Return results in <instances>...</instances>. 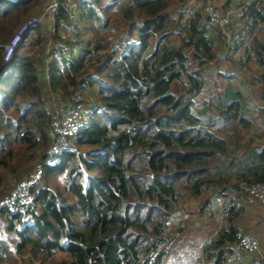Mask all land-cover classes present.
Segmentation results:
<instances>
[{"label": "trees", "instance_id": "trees-1", "mask_svg": "<svg viewBox=\"0 0 264 264\" xmlns=\"http://www.w3.org/2000/svg\"><path fill=\"white\" fill-rule=\"evenodd\" d=\"M187 2L79 0V44L56 60L48 86L65 102L61 108L92 105L84 98L88 90L96 104L72 140L75 147L49 155L48 86L39 87L34 56L21 51L24 42L7 64L1 49L13 32L1 33L3 25L19 22L38 0H0V170L13 166L19 149L35 150L28 158L40 153L42 160L34 165L42 181L29 187V202L14 212L0 207V223L16 235V254L42 264H166L169 222L185 199L210 188L218 194L238 181L264 183V146L256 144L264 133L234 83L241 79L221 74L227 85L194 104L204 86L201 71L215 60L217 44L226 46L221 32L206 26L202 9L190 14ZM228 7L230 0L222 8ZM255 17L234 66L257 62L264 120V13ZM69 19L60 8L55 41L60 21ZM33 30L32 46L44 48L43 27ZM238 217L231 212L204 245L203 261L224 264L237 240ZM9 253L0 238V264Z\"/></svg>", "mask_w": 264, "mask_h": 264}, {"label": "rangeland", "instance_id": "rangeland-1", "mask_svg": "<svg viewBox=\"0 0 264 264\" xmlns=\"http://www.w3.org/2000/svg\"><path fill=\"white\" fill-rule=\"evenodd\" d=\"M74 2H77L78 0H73ZM52 0H38V6L31 10L27 14L18 15L20 18L19 22L16 23V20L13 18L9 19V23L6 25H3V28L1 29V33H4L6 29L12 27L13 30L12 34L18 29L21 25L28 22L27 20L35 17V16H41V21L37 23L34 27L40 25L43 27L44 34L47 38V42L44 45V48L41 47H33V39L36 37V31L33 30L34 27L29 31V35L22 40L21 43L24 42V48L21 50L22 52L27 51L30 55L34 56L35 59V66L38 67V72L36 74L39 82V87L42 88V85L48 86L50 83L54 81V69L57 61L53 60L51 61L50 65L48 66V55L47 50L51 46L52 42L55 41V38H53L52 35L55 33L54 29V20L55 15L50 13V10H45L48 5H50ZM228 4V0H188L187 2V8L189 11L192 12L202 9L204 13V9L207 5H211L213 7L219 8L220 10H224L225 8H222L224 5ZM115 14V12L113 13ZM77 20H76V30L78 32L77 38L78 42L72 43L70 41L69 35L64 32V39L59 34L60 42L63 47L66 49V55L69 54L71 49H74L76 45L79 44V35H80V28H82V25H78V12H77ZM11 30V31H12ZM219 30V29H217ZM220 31V30H219ZM62 33V31H61ZM254 33L256 35H259V31L257 28H255ZM53 41H52V39ZM20 43V44H21ZM5 45V44H3ZM1 45V47L3 46ZM225 48L222 47L220 44H217V47L214 49L216 53V58L213 62H211L209 65H207L204 70L201 71L202 79L204 82V86L202 91L193 96L194 104L196 106L202 105L203 101H207L208 98L215 95L218 90L221 91L230 81V79L224 78L221 74H233L236 77L240 78L241 80L235 79L234 83L242 89V91L245 93L249 100V106L251 107V110L253 112V124L258 126V133L263 134L264 133V120L263 117H261L262 111L259 101V95H260V89H261V83H259L261 78V72L259 67L257 66V62L255 60L248 61V64L241 67H235L234 65L238 66V60L239 57L242 55V50L238 51L237 53L231 52L230 49H228L227 44L224 40ZM2 49V55H3V48ZM225 57V58H224ZM229 57V58H227ZM245 57V56H244ZM228 59V60H227ZM86 63V61H85ZM235 63V64H234ZM9 65L4 67V71L8 70ZM223 72V73H222ZM226 74V75H227ZM257 79V80H256ZM179 89L184 88V85H178ZM92 90L94 91L95 88L92 87ZM45 97V103L47 107L51 110L52 117L55 108H61L59 105L63 106L65 105V102H58L59 97L58 95L50 88V86L47 87V90L44 92ZM93 93L91 91H87L86 96L84 97L87 99V101H91L92 105H95L96 101L95 98L92 96ZM92 105L85 104V107L87 109L93 108ZM48 109V108H47ZM251 131V130H250ZM49 132V131H48ZM47 132V133H48ZM247 141L248 139L245 138ZM257 139L256 144H260V146H264V139L261 138L260 142ZM50 143V142H49ZM75 146H73L74 148ZM76 149V148H75ZM51 146H47V153L50 155ZM36 155L35 150H26L19 149L16 152L14 164L10 169L6 170H0V201H2L8 194H11L14 192L13 189L15 186L26 180L28 177H30L33 173H35L38 170V167L36 168L34 165L39 164L40 161V153L37 154V157L32 161L28 156ZM47 162H51L48 160ZM38 183L42 181V179H38ZM58 183H62L60 180ZM238 185L245 183L244 181L236 182ZM236 188V187H235ZM215 188L208 189V191L202 195L199 198H187L183 201L181 205L180 212L177 214H174L169 222V232L168 235L172 237L173 246L170 250L171 253L173 250H187L189 246H192L194 243L200 241H204L203 245L198 246V251L201 252L202 248H204V245L216 237V234L219 232V230L225 225V220L229 216L231 212H229L227 215H220V208L216 202V199L218 198V194H215ZM5 193H7L5 195ZM3 194V195H2ZM5 195V196H4ZM9 196V195H8ZM212 198L209 202H207V206L203 210H199L202 205L206 203V201L210 198ZM234 212H238V215L240 216L239 223L237 224V227L241 228V230L244 232V234L251 239H253L258 244V250L255 252H249L244 253L243 258L241 261L233 263V264H243V259L245 256H255L254 261H257L258 258H261L264 260V240H259L256 234H260V236L264 237V203L259 200H242L241 206L237 210H234ZM241 217L243 219H241ZM184 222V223H183ZM186 223V224H185ZM2 226L0 228V238L4 240V243L7 246V251L10 252L7 254L6 261H4L3 264H42L39 261H36L33 258H30L28 255H19L16 254L14 249V243L16 241V235L13 232H7L4 227L6 226L5 222L0 223ZM247 226L249 228H252V232L247 229ZM181 230V231H179ZM179 231V232H178ZM178 232V233H177ZM256 234H255V233ZM177 246V248H176ZM203 253V252H202ZM13 254L14 256H12ZM261 256V257H260ZM228 258V255L226 256ZM203 254L201 255V258L199 260L193 261L191 264H200V261H203ZM226 260V259H225ZM226 264V261L224 262Z\"/></svg>", "mask_w": 264, "mask_h": 264}, {"label": "built area", "instance_id": "built-area-1", "mask_svg": "<svg viewBox=\"0 0 264 264\" xmlns=\"http://www.w3.org/2000/svg\"><path fill=\"white\" fill-rule=\"evenodd\" d=\"M78 4L73 0H52L46 7L51 14L56 15L60 8H63L69 15L68 21L61 20L57 29L58 39L53 41L47 50L48 66L51 61L58 60L66 55V49L60 42V36L64 39V32L70 37L72 43L78 42L76 20ZM264 0H230V7L222 11L219 8L207 5L204 13L207 16L206 26L211 29H219L228 49L234 52L239 45L248 37L250 30L256 25L255 12L264 13ZM41 16H35L28 19L11 35L8 42L2 46V59L7 64L15 50L19 47L22 40L28 35L29 31L41 21ZM55 26V20H54ZM53 26V27H54ZM55 29V27H54ZM255 30V29H254ZM56 31V30H55ZM62 31V33H61ZM55 34V33H54ZM53 36V35H52ZM92 108L87 109L82 104H75L65 108H55L52 117V130L49 132L51 138L50 154L60 153L64 148H71L72 140L87 122ZM67 140L68 144H56L59 140ZM71 145V146H68ZM41 176V170H37L26 180L18 183L13 189V193L0 201V207L6 206L13 212L18 210L19 206L29 202V187H31ZM242 200H259L264 203V183L245 182L237 185L236 188L221 190L218 193L216 202L220 208V215H227L232 210H237L241 206ZM2 225H0L1 228ZM3 228V226H2ZM237 240L232 244V250L226 258V264H233L242 260L244 253L255 252L258 250V244L246 236L241 228L236 226ZM203 252V248L201 253Z\"/></svg>", "mask_w": 264, "mask_h": 264}, {"label": "crops", "instance_id": "crops-1", "mask_svg": "<svg viewBox=\"0 0 264 264\" xmlns=\"http://www.w3.org/2000/svg\"><path fill=\"white\" fill-rule=\"evenodd\" d=\"M241 219H243V218L241 217ZM239 220H240V216L238 217V221ZM247 229H249L250 231L252 230V228H249V226H247ZM179 231H181V230H179ZM256 235H257L259 240H264V237L260 236L259 233ZM203 242L199 240L198 242L194 243L192 246H189L187 250H183V249L179 250L176 246L177 250H175V251L173 250L172 253L170 250L172 249L173 242H171V244L168 247V250L166 251V258H165L166 264H191L196 259L199 260L201 258L202 253L200 251H198V246H199V244L203 245V244H201ZM253 258H255V256H251V255H250V257L245 256L242 263L243 264H251L252 262H254ZM199 263L200 264H208L205 261H200Z\"/></svg>", "mask_w": 264, "mask_h": 264}]
</instances>
